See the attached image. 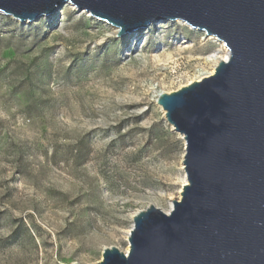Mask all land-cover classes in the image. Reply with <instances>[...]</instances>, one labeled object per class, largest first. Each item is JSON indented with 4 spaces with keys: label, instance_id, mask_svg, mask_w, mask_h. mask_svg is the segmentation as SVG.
Segmentation results:
<instances>
[{
    "label": "rangeland",
    "instance_id": "374dc122",
    "mask_svg": "<svg viewBox=\"0 0 264 264\" xmlns=\"http://www.w3.org/2000/svg\"><path fill=\"white\" fill-rule=\"evenodd\" d=\"M213 52L181 19L118 36L70 2L34 22L0 11V264L96 263L127 249L136 212H168L185 139L157 97Z\"/></svg>",
    "mask_w": 264,
    "mask_h": 264
},
{
    "label": "water",
    "instance_id": "95a60500",
    "mask_svg": "<svg viewBox=\"0 0 264 264\" xmlns=\"http://www.w3.org/2000/svg\"><path fill=\"white\" fill-rule=\"evenodd\" d=\"M67 2L118 36L181 19L230 52L214 74L158 94L185 139L181 198L136 212L129 251L105 247L91 264H264V0H0V11L34 22Z\"/></svg>",
    "mask_w": 264,
    "mask_h": 264
},
{
    "label": "bare ground",
    "instance_id": "6f19581e",
    "mask_svg": "<svg viewBox=\"0 0 264 264\" xmlns=\"http://www.w3.org/2000/svg\"><path fill=\"white\" fill-rule=\"evenodd\" d=\"M57 11H58V9H57L54 13H56ZM54 13H53V14H54ZM44 16H46V15H44ZM195 29H196V30H199V31H202V32L204 33L205 38H209V39H211L213 42H215V43H219V44L223 45V46L225 47L226 52H225L224 55H220L218 52H213V53H211V54L208 56V61L211 62L210 70L207 71V72H205L204 74H201V75H198V76L194 77L191 81H189V83L192 82V81H194V80H200V79H202V78L205 77V76H209V75L214 74L215 71H216V67H217V65L219 64V62H220V61H227V60L229 59V57H230L229 49H227V46L224 44L223 41L219 40L217 37H215V36H213V35H208V34H206V32L203 31V30H200V29H197V28H195ZM117 32H118V28H117L116 26H113V33L116 34ZM165 92H166V91H165ZM186 182H187V179H185V183H186ZM185 183H184V184H185ZM172 206H173V205H172ZM172 206H171V208H172ZM130 231H131V229H130ZM130 231H129V233H130ZM129 233H128V234H129ZM129 249H130V243L128 244L127 249H126L124 252H128Z\"/></svg>",
    "mask_w": 264,
    "mask_h": 264
}]
</instances>
